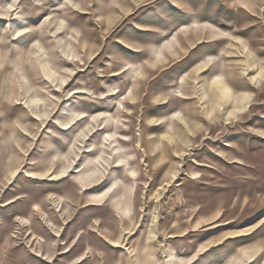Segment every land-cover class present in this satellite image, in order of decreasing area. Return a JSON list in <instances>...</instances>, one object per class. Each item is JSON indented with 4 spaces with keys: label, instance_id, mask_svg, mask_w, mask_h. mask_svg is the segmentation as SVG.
Masks as SVG:
<instances>
[{
    "label": "rangeland",
    "instance_id": "obj_1",
    "mask_svg": "<svg viewBox=\"0 0 264 264\" xmlns=\"http://www.w3.org/2000/svg\"><path fill=\"white\" fill-rule=\"evenodd\" d=\"M0 264H264V0H0Z\"/></svg>",
    "mask_w": 264,
    "mask_h": 264
},
{
    "label": "snow or ice",
    "instance_id": "obj_2",
    "mask_svg": "<svg viewBox=\"0 0 264 264\" xmlns=\"http://www.w3.org/2000/svg\"><path fill=\"white\" fill-rule=\"evenodd\" d=\"M118 171V170H117Z\"/></svg>",
    "mask_w": 264,
    "mask_h": 264
}]
</instances>
